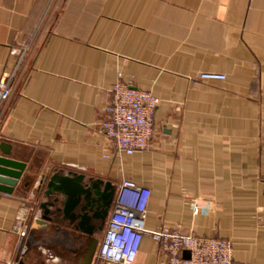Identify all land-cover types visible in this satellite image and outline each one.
I'll return each instance as SVG.
<instances>
[{
    "label": "crops",
    "instance_id": "obj_1",
    "mask_svg": "<svg viewBox=\"0 0 264 264\" xmlns=\"http://www.w3.org/2000/svg\"><path fill=\"white\" fill-rule=\"evenodd\" d=\"M27 44L0 107V144L26 164L0 191L1 263L79 264L89 237L57 211L62 196L34 226L57 197L42 180L62 171L133 179L151 190L148 229L230 239L234 264H264V0H0V79ZM119 79L160 99L132 155L101 126ZM136 263L168 260L145 234Z\"/></svg>",
    "mask_w": 264,
    "mask_h": 264
},
{
    "label": "built area",
    "instance_id": "obj_2",
    "mask_svg": "<svg viewBox=\"0 0 264 264\" xmlns=\"http://www.w3.org/2000/svg\"><path fill=\"white\" fill-rule=\"evenodd\" d=\"M28 51L27 44L18 51L15 68L0 79V107L15 90ZM198 78L225 80L226 74L204 71ZM112 93L113 101L107 106V117L101 124L104 134L114 142L118 154L132 155L146 150L156 130L155 111L160 99L151 91L121 79L113 85ZM150 197V188L133 179H123L115 190L107 227L91 264H137L145 234L150 235L166 255L168 264H234V247L230 239L183 233L166 226L148 229L146 214ZM194 211H198L196 206ZM21 234L25 235L26 231Z\"/></svg>",
    "mask_w": 264,
    "mask_h": 264
},
{
    "label": "water",
    "instance_id": "obj_3",
    "mask_svg": "<svg viewBox=\"0 0 264 264\" xmlns=\"http://www.w3.org/2000/svg\"><path fill=\"white\" fill-rule=\"evenodd\" d=\"M0 191L12 193L21 179L26 164L12 158L9 146L0 144ZM41 188L47 196L57 195L54 202H42L40 208L43 210L41 217L35 220L34 226L47 224L52 221L51 208L63 197L61 206L57 211L63 214L75 228L89 237L86 251L79 264H91L94 253L97 249L99 239L97 237L95 220L99 217L96 202L108 199L104 216L113 201L116 187L109 181L101 179H86L84 174L54 172L51 176L41 182Z\"/></svg>",
    "mask_w": 264,
    "mask_h": 264
},
{
    "label": "flooded vegetation",
    "instance_id": "obj_4",
    "mask_svg": "<svg viewBox=\"0 0 264 264\" xmlns=\"http://www.w3.org/2000/svg\"><path fill=\"white\" fill-rule=\"evenodd\" d=\"M60 200V199H59ZM108 202V199L101 200L100 202H96L95 209H97V213L99 214V217L95 220L96 225V232L101 233L105 228V223L110 215L111 208H112V202L110 204V207L108 208L107 214L104 216V211L106 208V203ZM62 214V213H60Z\"/></svg>",
    "mask_w": 264,
    "mask_h": 264
},
{
    "label": "rangeland",
    "instance_id": "obj_5",
    "mask_svg": "<svg viewBox=\"0 0 264 264\" xmlns=\"http://www.w3.org/2000/svg\"><path fill=\"white\" fill-rule=\"evenodd\" d=\"M107 221H108V219H107ZM107 221H106V223H105V228H104V230H103L101 233L97 234L98 239H100V238L103 236L104 231H105V229H106V227H107ZM64 253H65V252H64ZM65 257H66V260H68V261H72L73 263L76 262V258L73 256L72 253H71V254H70V253H67V255H66Z\"/></svg>",
    "mask_w": 264,
    "mask_h": 264
}]
</instances>
